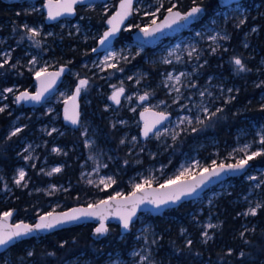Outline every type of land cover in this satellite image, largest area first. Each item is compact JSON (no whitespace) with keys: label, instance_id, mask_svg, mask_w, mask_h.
<instances>
[{"label":"rangeland","instance_id":"1","mask_svg":"<svg viewBox=\"0 0 264 264\" xmlns=\"http://www.w3.org/2000/svg\"><path fill=\"white\" fill-rule=\"evenodd\" d=\"M117 2L108 0L103 5L104 10L109 11ZM42 3H27L26 9L42 10ZM165 3L170 2L164 0ZM261 5L264 6V1L261 4L248 0L224 8L179 37L159 43L150 49L147 57H144V48L132 41L117 45L104 54L82 62L80 68L86 77H79V70H71L55 94L42 106L32 109L24 108L22 103H15V96L23 91L35 92V70L47 66L48 70L52 71L64 66L50 53L48 39L53 37V31L46 29L39 22H22L19 28L21 36L14 43L8 41L13 38L12 35L0 36V53H11L10 63L0 69V107L7 105L2 113L11 118L5 133L7 156L0 160L9 167L13 163L8 172L0 166V200L10 199L17 191L23 197L21 200L30 204L22 207V212L34 209L32 217L26 221L32 223L31 221H35L39 215L64 211L62 207L65 195L63 198L58 196L72 188L81 191L85 200L84 206H88L90 203L106 199L115 192L128 195L134 184L143 183L145 179L152 180L151 185L146 186H159L178 174L182 167L197 161L202 167H211L213 160L217 165L221 162L235 163L244 156V153L236 150L245 145H250L249 153L261 150L264 119L257 121L241 116L235 122L234 118H227L230 114L234 117L244 112L232 102L236 99L240 82H246L245 75L249 71L237 72L233 57L220 59V52L232 50L230 42L241 40L242 50L249 47V37L256 35L258 30L255 20L258 19L257 9ZM157 6L158 0H137L134 9L138 11H134L133 23L128 25L148 26L153 17L146 16L145 12H153ZM158 15L159 13L157 18ZM241 20L244 23L241 24ZM25 24L39 32V35L34 37L33 44H20L23 36H30L23 27ZM59 27L72 35H79L83 40L93 38L97 41L103 32L96 34L91 27L82 25L79 21L61 22ZM254 28L255 32L252 31ZM136 29L138 28L132 27L123 31L131 35ZM211 36H217V40L213 42ZM223 36L228 38L221 39ZM35 41L40 42V47H36ZM193 48L195 51L189 57L188 51ZM213 48H216L215 52L212 51ZM169 52L172 53L171 56ZM177 57H180L179 61ZM33 58L37 61L35 65L30 64ZM3 59L4 56L0 55V62ZM165 60L171 63H164ZM12 64L16 67L12 68ZM108 64H115L116 67H108ZM244 64L251 70L249 63ZM258 65L263 68L264 62L260 60ZM182 72L185 75L180 78V83L168 80L169 73L176 77ZM82 78L88 79L86 89L81 91L86 110L78 130H72L63 125L61 108L64 100L72 94L71 81ZM97 81L101 83L96 84ZM193 84L195 87H192ZM251 84L254 87H262L264 79L256 78ZM120 87L124 88L125 95L121 104L116 107L111 103L110 95ZM5 88H13L14 91L3 93ZM176 88H179V92ZM228 89L232 91L229 92ZM201 92L204 93L203 96ZM145 94H148V99L141 102L139 97ZM98 101L104 102L103 105L99 106ZM258 102L264 106V95ZM204 107L209 109V115L217 108H222L223 111L209 120L202 111ZM145 108L170 114V120L145 141H141L139 114ZM233 109L234 113L231 112ZM184 117L190 118L192 124L189 125L187 120L181 123ZM196 117L204 123H197ZM17 128L21 131L11 135ZM192 128L199 130L193 132ZM173 136L176 138L173 139ZM219 136L224 137V140L220 142ZM53 149L59 151L54 152ZM56 167L61 168V171L47 175ZM20 169H23L26 175L18 186L15 180ZM200 170L193 168V173L197 174ZM63 175L75 176L76 181L74 184L69 179L64 182L54 181ZM109 176L116 183L102 190L104 186L99 185V180ZM89 180L93 183L89 184ZM116 184L122 186L116 187ZM263 185L264 167H251L244 176L220 183L198 199L186 203L182 209H172L156 218L148 213L141 214L129 230V250L124 254L120 251L107 254L98 264H180L186 259V256L180 258L181 248H188L189 240L191 245L196 247L205 246L220 229L223 213V209H220V199L227 200L231 208L240 209L237 215L242 220H247L241 228H247L249 220L254 216L243 213L249 208H256L257 204L261 205L258 194ZM123 186L126 188H122ZM104 191H109L107 196L102 195ZM20 221L24 222L23 218L15 216L14 223ZM209 224L216 227L208 228ZM204 232H207L211 239H207L203 235ZM33 240V244H36L40 238ZM23 249L25 257L30 258L28 253L31 247ZM191 254L194 259L190 264L216 262L208 256H197L194 250ZM142 257L147 259L142 260ZM23 260H14L9 251L0 255V264H24ZM62 264L92 263L76 258Z\"/></svg>","mask_w":264,"mask_h":264},{"label":"trees","instance_id":"2","mask_svg":"<svg viewBox=\"0 0 264 264\" xmlns=\"http://www.w3.org/2000/svg\"><path fill=\"white\" fill-rule=\"evenodd\" d=\"M252 1L262 4L264 0ZM196 2L199 4L201 0H196ZM172 3L177 4L179 11H184L193 5V0H173ZM27 6V3L7 5L0 1V36L8 37L12 35L13 38L8 39V41L14 43L21 36L19 28L22 22L42 23L46 29L53 31V37L48 39L49 49H51L50 53L58 59L61 65L67 66L70 71L79 70V77H86L87 75L80 68V65L83 61L94 57L92 50L97 42L96 39L88 38L83 40L79 35H72L70 32L59 27L61 22L47 24L42 10L29 11L26 9ZM115 6L116 4L114 3V6L109 11H105L101 4L92 5L90 8L78 7L74 19L62 22L73 23L74 21H79L82 25L91 27L96 34H100L104 31L105 21L114 11ZM202 6L206 7V13L201 23L208 17L224 9L218 4L217 0H203ZM168 7H170V3H165L164 8L161 10L162 13ZM257 11L259 15L258 19L255 20V24L258 26V30L256 35L249 37V47L242 50L240 40L229 43L232 48L231 51H227L226 53L220 52L221 60L239 57L243 63L247 62L251 66V70L245 75L247 78L246 82H240V89L236 94V99L232 102L233 105L242 108L244 112L242 115L234 117L231 114L227 116L228 119L233 120L234 118L235 122L241 116L250 117L252 120L255 119L257 121L264 119V110H262L261 103L258 102V99L264 95V86L254 87L251 84L256 78L260 80L264 79V67L261 68L258 65L260 60L264 62V6L261 5ZM134 18L133 14L129 24L133 23ZM22 39V43L20 42V44H24V42L33 44L35 38L30 39L27 36H23ZM130 41V33L123 31L116 40L115 46ZM47 54L49 53L47 52ZM74 83L75 80H72L71 86ZM100 83L101 81L96 82V84ZM92 98L94 99V97ZM234 111V109L231 110L232 113ZM10 119L5 117L4 113L0 114V159L7 156L5 133ZM75 139L76 137L73 138V140ZM225 139L230 141L228 137H225ZM222 140H224V137L219 136V141L221 142ZM261 147L264 149V145L261 144ZM0 166L8 172L13 167V163L9 167L5 162L0 160ZM251 167H264V156L251 160ZM66 179H69L72 184L76 181L75 176L68 177L67 175L55 178L54 181L64 182ZM119 186L122 185L116 184V187ZM122 188H126V186ZM108 193L109 191H104L102 195L107 196ZM63 195H65V198H63ZM258 195L261 207L258 209L257 214L249 220L248 227L244 229L241 226L247 220H242L237 215L240 209L238 207L233 209L227 204V200L220 199V209H223L220 229L214 233L213 239L205 246L196 247L192 244L186 249L181 248L180 258L186 256V259L182 260L180 264L191 263V260L194 259L191 254L192 250L196 252L197 256H208L215 259V264H264V185ZM21 197L22 195L15 191L10 199L6 201L0 200V213L9 209H15L17 211L16 216L22 217L24 222L29 220L32 217L34 209L22 212V207L30 204L29 202H23L21 200L23 197ZM58 197L64 200L62 210L77 205H84L85 203L84 198L81 196V191L73 188ZM184 205H180L178 209H182ZM31 222L33 223L34 221ZM93 227V225L87 224L65 229L40 238V241L36 244H33V239L21 242L8 251L12 254L14 260L16 258L24 259L22 261L24 264H27V262H30V264H62L64 261L76 258H82L92 264H98L107 254L114 251H120L124 254L129 250L131 241L129 231L121 232L118 225H109V231L103 237L95 239L92 236ZM241 233H243V236H241ZM61 244H63V247H61ZM24 247H31L32 255L30 258L25 257ZM241 252H243V256L240 255ZM49 253H54V255H49Z\"/></svg>","mask_w":264,"mask_h":264},{"label":"snow or ice","instance_id":"3","mask_svg":"<svg viewBox=\"0 0 264 264\" xmlns=\"http://www.w3.org/2000/svg\"><path fill=\"white\" fill-rule=\"evenodd\" d=\"M84 2L85 0H59V2L53 3V0H47V3L44 4V7L47 9L48 19L55 20L64 14H73L74 5L83 4ZM169 2L171 3V0H169ZM133 4L134 0H120L118 10L107 20V24L110 27L100 38V45H111V39L121 31V26L124 25V21L133 15L134 11H138V9L133 8ZM202 5L203 0H201V3L199 4L196 2V0H193V6L187 12H181L177 9L176 3H171V6L166 9V15L164 16L163 21L157 23V14L161 11V9L164 8V0H158V6L155 11L150 13L145 12L146 16L150 15L153 17L148 26L141 27L138 24L128 25L124 30L128 31L132 27H136L139 29V32L143 34L145 42H148L149 39L157 38L158 33L163 34L165 30H171L175 32L189 27L204 15L205 10ZM242 23H244L243 20H241V24ZM23 27L28 33H30V39L39 35V32L35 28H30L27 24H25ZM252 31L255 32L256 29L254 28ZM197 35H200V33H197ZM220 38L227 39L228 37L223 36ZM210 39L215 42L217 40V36H211ZM35 44L36 47H40L39 41H35ZM245 47H247V45H245ZM93 51H96V49H93ZM194 51V48L191 51H188V56L191 57ZM212 51L215 52L216 48H213ZM0 55L4 56V59L2 62H0V69H2L6 64L10 63L11 53H0ZM169 55L171 56L172 53L169 52ZM177 60L179 61L180 57H177ZM36 63L37 61L35 58L30 61V64L35 65ZM164 63H171V61L165 60ZM233 63L236 66L237 72L250 71V69L246 67L239 57H234ZM11 67L15 68L16 65L12 64ZM108 67L115 68L116 65L108 64ZM31 70L32 69H30V71ZM64 71L65 69L61 67L58 71L50 72L47 66H43L38 70H35L34 76L38 85L35 94H30L28 91L20 92L19 95L15 96L14 102L20 103L21 101H33L39 103L42 99L46 98L45 94L49 93L53 89V86L57 83ZM184 75L185 73L182 72L178 76L173 77L172 74L169 73L168 80H175L178 84L180 83V78ZM87 85L88 81L86 79H80L73 95L64 100V118L73 125L79 123V111L78 105L76 103L77 97L80 95L82 90L86 89ZM192 87H195V84H193ZM175 90L179 92V88H176ZM13 91V88L3 89V93H12ZM228 91L231 92L232 89H228ZM123 93L124 88L120 87L113 93L110 99L116 104H119L120 96ZM0 95H2V93H0ZM203 95L204 93L201 92V96ZM139 99L141 101L147 100L148 94L139 97ZM5 108H7V105L0 107V113L4 112ZM262 110H264V106H262ZM202 111L205 113L207 119L211 120L212 117L216 116L218 112L223 111V109L217 108L216 111L212 112L210 115L208 114L209 109L207 107H204ZM149 112L150 110L145 108L144 112L141 113L142 119L145 118L146 114ZM151 115L153 117L151 123L145 119L143 130V135L145 137H147L158 124H161L168 118L163 112L151 113ZM185 120H187L189 125L192 124V120L188 117L182 118L181 123H183ZM196 122L201 124L204 123V121L200 120L199 117H196ZM198 130L199 129L197 128H192L193 132ZM20 131L21 129L17 128L11 133V135L14 136ZM53 131H55V129H53ZM158 136L159 133H157V137ZM175 138L176 137L173 136V139ZM121 143H123V141H121ZM260 144L264 145V136L261 137ZM249 148L250 145H245L244 147L236 150L237 152L244 153V156L240 159H237L235 163L224 164L221 162L219 165H217L216 161L213 160L211 167H202L197 161L194 164H189L186 167H182L178 174L168 178L166 181H164V183L160 184L158 188L145 187L146 185H151L152 183L151 179H145L143 183L134 184L131 193L128 195H124L121 192H115L106 199L100 200L94 204H88L87 207L73 208L69 211L61 213L48 212L39 215L37 221L34 224L25 223L23 221L10 223L14 214V210L4 211L3 213H0V248H6L9 245L14 244L20 238L31 236L34 233L48 232L63 225L88 218H94L99 221V226L94 230V233L98 236L104 235L109 231L105 224V221L108 220L109 217L118 219L122 225V228L124 230H128L131 223L133 222V218L137 214V210L141 205H153L156 209H160L162 206L168 205L169 203L175 204L184 197L192 196L194 193H196L197 189L210 182L213 178H218L221 176V174L243 172L248 167L249 161L255 159L256 157L264 156V149L249 153ZM25 151H27V149H25ZM53 151L58 152L59 149H53ZM193 168L201 169L198 175L193 173ZM60 171L61 168L56 167L48 172L47 175L51 176L53 173H58ZM25 175L26 173L23 169L18 170V178L15 180V183L18 186H20L21 182L24 181ZM250 179H255V177H250ZM88 183L92 184L93 181L89 180ZM115 183L116 181L110 176L101 177L99 180V185L104 186L102 190L110 188ZM24 186L26 187L27 185L25 184ZM260 207L261 205L257 204L256 208H249L248 211L243 214L255 216L257 214V209ZM207 227L213 228L216 227V225L209 224ZM203 235L207 239H211L207 232H204ZM241 236H243V233H241ZM207 239L205 240V243L207 242ZM153 243H155V241H153ZM187 243L190 246L192 242L189 240ZM61 247H63V244H61ZM28 255L31 256L32 252L30 251ZM49 255H54V253H49ZM240 255L243 256V252H241ZM143 259H147V257H142V260Z\"/></svg>","mask_w":264,"mask_h":264},{"label":"water","instance_id":"4","mask_svg":"<svg viewBox=\"0 0 264 264\" xmlns=\"http://www.w3.org/2000/svg\"><path fill=\"white\" fill-rule=\"evenodd\" d=\"M0 1L2 3H4V4H7V5L30 3V2L37 3L39 1H42L43 2L42 3V12H43V14L45 16V22L47 24H57V23H60V22H62L64 20H72V19H74L75 16H76V9L78 7H87V6L96 5V4L104 5V4H106V2L108 0H85V2L83 4H76V5H74L73 14H71V15L64 14V15L58 17L55 20H49L48 19L47 9L44 7V4L47 3V0H0ZM136 1L137 0H134L133 8H135ZM244 1H248V0H217L218 4L222 8H227V7H230L232 5L242 3ZM57 2H59V0H53V3H57ZM119 2H120V0H118V2L116 3V6H115L114 11L106 19V21H105V29L102 32V35L110 27L107 24V20L112 15H114L115 12L118 10ZM165 15H166V13H165ZM164 16L161 19H159L157 21V23H160L161 21H163ZM132 17H133V15H131L127 20L124 21V25L121 26V31L118 32L116 34V36L111 39V45L110 46H105V45H100L99 44V40L102 37V35H101V37L97 40V42H96V44H95V46L93 48V49H96V51H93L92 50L93 55L104 54L105 52L112 50L115 47L116 40L119 38V36L123 32L124 28L129 24V21L132 19ZM204 17H205V12H204V15L199 20H197L196 22H194L193 24H191L189 27L183 28V29H181L179 31H175V32L174 31H171V30H165V32L163 34L158 33L157 34V38L149 39L148 42H145V38L143 37V34L139 32V29H136V30H134L131 33V41L133 43L139 45V46H142L145 49H151V48H154L156 45H158L159 43H161V42H163L165 40L174 39V38H177L180 35L186 33L187 31H189L193 27V25H196V24L201 23V21L204 19ZM138 37H139V39H138ZM61 67H63L65 69V71L63 72V74L61 75V77L59 78V80L57 81V83L53 86V89L49 93H46L45 94V97L46 98L45 99H42L39 103H36V102H33V101H21L20 103L23 104V107L24 108H28V109L38 108V107L42 106L46 101H48L55 94V92L61 87L63 81L65 80L66 76L70 72V70H69V68L67 66H60L58 69L52 70L50 72L58 71ZM78 83L73 88V91H72L71 96L73 95V93L75 91V88L77 87ZM34 85H35V92H36L38 85H37V81L35 80V78H34ZM35 92L34 93H30V94H35ZM113 93H112V95H113ZM122 96H123V94L120 96V102H121ZM80 100H81V93L77 97V101H76V103L78 105V111H79V123L76 124V125H73L69 121H66L65 120V118H64V108H65V105L64 104L62 105V108H61V120H62V123H63L64 126L70 128L72 130H78V128L80 126ZM144 101H142V102H144ZM20 103H17V104H20ZM111 103L114 106H119V104H120V103L119 104H116L113 100H111ZM143 112L144 111H142L141 113H143ZM141 113L139 115V121L141 123V126H140V136L139 137H140V140L141 141H145L147 138H149L151 135H153L156 130H158L160 127H162L166 122H168L170 120V115L169 114H165L168 118L166 120H164L161 124H158L156 126V128H154L153 131L150 132L147 137H145L143 135L144 125H145V119H147L149 121V123H151V121L153 120V117H152L151 113H157V112L150 110V112L148 114H146L145 118H143V119L141 117ZM250 168H251V163L249 162L248 167L243 172H235V173L221 174L220 177L213 178L210 182L206 183L204 186H202L201 188L197 189L196 193H194L192 196L184 197L180 201L176 202L175 204L169 203L168 205L162 206L160 209H156L153 205H141L140 208L137 210V214L133 218V222L131 223V225H130V227H129L128 230H124L122 228V225L119 222V220L116 219V218H114V217H109L108 220L105 221L106 227L108 228L109 225H118V227H119V229H120L121 232H127L136 223V221L138 220V218H139V216L141 214L148 213L153 218L159 217L163 213H165L167 211H170L172 209H176V208H178L182 204H186L188 202H192V201L198 199L204 193H206L207 191H209L210 189H212L213 187L219 185L220 183H222L224 181L231 180V179H237V178H240L241 176H244L250 170ZM198 174L199 173H197V175ZM146 187L158 188L159 186H146ZM79 207H87V206L77 205V206L70 207V208H68V209H66L64 211H55V213L66 212V211H69V210H71L73 208H79ZM12 210H14V214H13V216L11 218L10 223H14V218H15V216L17 214V211L15 209H12ZM37 219L33 223H29V224H34L37 221ZM25 223H27V222H25ZM87 224H91V225L94 226L93 227V231H92V236L95 239H99V238H101V237H103L105 235L104 234V235L98 236V235H96L94 233L95 228L99 226V221L98 220H96L94 218L81 219L78 222H73V223H69V224L63 225L61 227H58V228H56L54 230H51V231H48V232H38V233H34L31 236L20 238L14 244L9 245L8 247H6V248H0V255L4 254L10 248H12L13 246H15V245H17V244H19L21 242L28 241V240H32V239H36V238H42V237H45L47 235H50V234H53V233H56V232H59V231L65 230V229H70V228H74V227H78V226H83V225H87Z\"/></svg>","mask_w":264,"mask_h":264},{"label":"flooded vegetation","instance_id":"5","mask_svg":"<svg viewBox=\"0 0 264 264\" xmlns=\"http://www.w3.org/2000/svg\"><path fill=\"white\" fill-rule=\"evenodd\" d=\"M172 2H173V1H172ZM192 6H193V5H192ZM192 6H190L189 8H187L186 10L181 11V12H186V11L189 10ZM203 8H204L205 13H206V7L203 6ZM161 10H162V9H161ZM165 13H166V11H165L164 13H162V11H160V12H159V15H158V18H157V21H158L159 19H161V18L165 15ZM197 26H198V24L193 25V27H192L191 29H193V28H195V27H197ZM174 39H175V38H174ZM170 40H173V39H168L167 41H170ZM167 41L165 40V42H167ZM151 49H153V48H151ZM151 51H152V50H151ZM148 52H150V49H145V48H144V52H143V53H144V57H147V56H148V55H147ZM99 55H100V54H99ZM95 56H98V55H94V57H95ZM68 75H69V74H68ZM68 75H67V76H68ZM67 76H66V77H67ZM65 79H66V78H65ZM82 79H86V78H82ZM86 80L88 81V79H86ZM89 80L91 81V79H89ZM63 82H64V81H63ZM78 82H79V80H78V81L75 80V83H74V85L72 86V88H74L75 85H76ZM62 84H63V83H62ZM61 86H62V85H61ZM72 91H73V90H72ZM112 93H113V92H112ZM112 93H111V95H112ZM111 95H110V97H111ZM124 95H125V92L123 93V96H124ZM123 96H122V97H123ZM82 98H83V96H82V94H81V100H80V121H81L82 118H84V113H85L84 111L86 110V107H84V105H83V101H82L83 99H82ZM110 101H111V99H110ZM145 101H146V100H145ZM145 101H144V102H145ZM121 102H122V98H121ZM121 102H120V104H121ZM141 102H142V101H141ZM97 103H98L99 106H101V105H103L102 103H104V102L98 101ZM120 104H119V105H120ZM116 107H117V106H116ZM139 115H140V114H139ZM169 115H170V114H169ZM139 132H140V129H139Z\"/></svg>","mask_w":264,"mask_h":264}]
</instances>
